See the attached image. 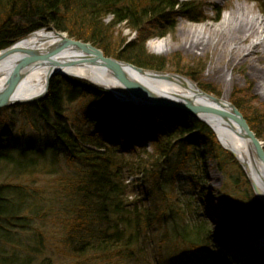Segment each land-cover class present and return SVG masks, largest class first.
I'll return each mask as SVG.
<instances>
[{
	"label": "trees",
	"instance_id": "obj_1",
	"mask_svg": "<svg viewBox=\"0 0 264 264\" xmlns=\"http://www.w3.org/2000/svg\"><path fill=\"white\" fill-rule=\"evenodd\" d=\"M252 1L264 14V0ZM204 8L175 0H0V50L52 28L107 57L164 72L165 60L146 51V29L158 26L156 36L164 37L177 13L200 23ZM119 29L137 40L127 42ZM189 71L183 74L195 81L198 71ZM234 96L230 102L261 140L264 109L249 116ZM123 108L106 90L56 76L42 100L0 109V264L197 263L210 251L208 224L194 197L180 191L184 176L200 186L208 159L226 177L222 194L237 217L251 212L264 224L245 175L205 124L187 113L172 111L180 122H171L162 112L127 107L143 118L150 153L112 122ZM138 174L148 183L149 206L128 198L127 178Z\"/></svg>",
	"mask_w": 264,
	"mask_h": 264
},
{
	"label": "rangeland",
	"instance_id": "obj_2",
	"mask_svg": "<svg viewBox=\"0 0 264 264\" xmlns=\"http://www.w3.org/2000/svg\"><path fill=\"white\" fill-rule=\"evenodd\" d=\"M175 1H178L179 3H204V16L206 19L203 22L194 23L189 21L185 15H179V13H177L174 17V22L172 24L174 26L172 27V30L168 31L164 37L156 36L158 32H160L158 26V28L154 27L146 29L147 31L144 36L149 38L145 45L147 53L165 60V73L177 74L190 79V77L183 73L190 72L189 68H196L198 72L196 71L197 76L196 74L194 75V82L199 88H203V86L207 87L210 91L219 94V98L221 97L227 101H230L235 95V98L244 103L245 112L249 116L253 114L252 112L263 110L264 53L261 51L256 52L255 50H253V52L252 50H249L245 53L248 42L243 41L242 39L246 32L240 21L236 19L238 15H244V13L248 15H261L262 18H264V14H262L259 4L252 0ZM108 21L109 19L106 20V22ZM197 26L204 27L202 31L200 30L198 33H191V28ZM115 33V36L120 34L122 38H126L127 42L136 41L138 38V34L132 33L128 29H122L121 31L119 29V34L117 31ZM193 38L203 40V46L199 50L190 46L191 41L194 40ZM160 39H165V52L157 55L151 50L150 45ZM217 42H219V47L215 46ZM234 47L236 49L231 51ZM177 69L181 72H177L179 71ZM91 85L105 90L94 84ZM121 112L122 110L112 112V122L131 131L135 137V143L145 145L149 149L148 152L151 153L152 150L149 147L148 135L143 118L141 116L133 118V114L127 112L128 119L126 118V120L123 119ZM168 118L171 122H180V118L173 113H169ZM261 127V141H263L264 144V124ZM235 162L245 175L248 183L251 185L250 179L243 170L241 164L236 159ZM205 166L206 173L204 172V177L200 186L196 187L194 182L187 185V183H189V178L188 176H184L182 178H184L185 184H182V189L180 191L182 198L187 196L194 197L196 204L198 205V214L208 224V248L210 251L206 254L199 255L197 258L199 261L195 264H217L213 262L214 258L227 259L229 260V263L227 264H251L248 260L243 262L245 258L242 257L241 253L232 251L231 249H224L221 243H217L218 230L212 225V222L208 217V207L215 209L223 208L228 214H231L230 223L227 227H224V229H228L231 225L239 224V226L243 228V232L237 230L239 232H237V234H240L241 239L243 236H247V240L249 237H253L251 232L252 234L262 233V231H264V224L260 223L256 218L251 217L250 213H247L244 219H238L234 214L233 209L228 204L226 197L222 194L226 177L217 170L216 164L213 160L208 159ZM137 176L132 175L128 177L127 180L130 182L129 187L131 192L134 191V196L141 197L140 199H145V204L149 206L151 202L145 197L147 190H149L146 178L144 179L143 177L141 184L142 188L137 190L136 187H133V185L140 184V182H137ZM41 183L45 184V182L41 180L38 185L42 186ZM201 187L205 190H202ZM195 188H198V190ZM134 196L130 197L133 198ZM34 222V226H37L40 220L35 219ZM245 230L248 231V234ZM254 238L255 237L251 240H254ZM47 239L49 240V238Z\"/></svg>",
	"mask_w": 264,
	"mask_h": 264
},
{
	"label": "bare ground",
	"instance_id": "obj_3",
	"mask_svg": "<svg viewBox=\"0 0 264 264\" xmlns=\"http://www.w3.org/2000/svg\"><path fill=\"white\" fill-rule=\"evenodd\" d=\"M236 19L240 21L246 32L242 39L248 42L245 53L249 50H252V52L255 50L256 52L261 51L264 53V18H262L261 15H248L244 13V15H238ZM203 27L204 26H197L191 28L190 32L198 33L200 30L202 31ZM193 39L190 46L199 50L203 46V40H198L197 38ZM57 41L58 38L55 37L52 32L39 31L23 39L21 42H18L14 46L13 53L10 56L4 58V53H0V88L4 84L10 66L22 56L23 52L29 48H49L55 45ZM164 44L165 39H160L151 44L150 48L155 54L160 55L165 52ZM215 46L219 47V42H217ZM235 49L234 47L231 51ZM91 61L92 59L89 55L70 51L44 61L39 66L31 69L29 73L23 77L12 99L13 101H26L40 97L46 91L48 77L52 72L56 71L70 77L88 81L112 92L119 103L124 107L121 112L123 119H128L127 112H129V110L127 106L130 101L135 103H147V99L127 89L126 86L118 81L110 72L95 66ZM120 68L131 80L139 83L159 98L176 97L189 99L193 102H200L195 92V89L199 87L194 81L188 78L165 80L129 66L123 65L120 66ZM153 110L155 112H162L166 115L174 111L159 108ZM203 120L211 127L210 129L214 131L212 132L215 133L214 135L219 144L225 150L234 154V157L248 175L250 182L254 185L259 200L264 204V169L257 164L255 157L249 151L245 141L241 139L234 125L221 117H214L211 115L204 116ZM259 141L264 147L263 141ZM231 208L234 214H236L234 208L232 206ZM208 213L212 225L218 230L217 243H221L224 249H231L232 251L241 253L242 257L250 261L251 264H264V231H262L263 235L253 236L255 237L254 240H251L253 237H249L247 240V236H243L241 239L240 234H237V232H243V228H241L239 224L231 225L228 229H224L231 220V214H228L225 209L208 207ZM245 232L247 233L248 231L245 230Z\"/></svg>",
	"mask_w": 264,
	"mask_h": 264
},
{
	"label": "water",
	"instance_id": "obj_4",
	"mask_svg": "<svg viewBox=\"0 0 264 264\" xmlns=\"http://www.w3.org/2000/svg\"><path fill=\"white\" fill-rule=\"evenodd\" d=\"M39 31H45V30H39ZM39 31H36V32H39ZM36 32H33L29 34L28 36ZM47 32H52L55 35V37L58 38V41L56 42L55 45H52L49 48H44V49L29 48L27 49L25 52H23L22 56L10 66V70H8L7 77L4 81V84L0 88V109L12 107L15 105H21V104L39 101L46 96L50 80L53 77L55 76L67 77L68 76L61 72H56V71L52 72L50 76L48 77L46 91L43 95H41L40 97L34 98V99L26 100V101H13L12 96L14 95L15 91L19 87L21 80L27 73H29L31 69L39 66L44 61L55 58L67 51L83 53L91 57L92 64L107 70L118 81L123 83L127 89L135 92L136 94L143 97L144 99H147L148 104L147 103L146 104L137 103V102L135 103L133 101L132 102L130 101L128 106L132 108H136L139 110L159 108V109H170V110L180 111L183 113L190 114L191 116L195 117L200 122L205 124L207 127H209V125L205 123V121L203 120V117L208 116V115H211L214 117H221L227 120L228 122H231L236 128V131H238V134L240 135L241 139H243V141H245V143L247 144L249 151L255 157L257 164L261 166V168L264 169V147L261 145V142L259 141V139H257L253 131L250 129L243 114L230 101H227V100L222 99L221 97L219 98L217 96L209 94L200 88L195 89L196 95L200 102H197V101L193 102V101H190L189 99H182V98H176V97H171V98H161L160 97L159 98L153 92L147 90L146 88L141 86L139 83H136L135 81L131 80V78H129L123 72L120 66H123V65L129 66L136 70L150 73L154 76L163 78L165 80L166 79L167 80L177 79V78L187 79V78L184 76L177 75V74H172V73H167V72L166 73L157 72V71H151V70L138 68L130 63L119 61L112 57H107L103 54L101 50L92 46L91 44L69 38L66 34L62 32H57L53 30L52 28H49ZM28 36H26L23 39H26ZM23 39L1 50L0 53L2 52L4 53L3 55L4 58L7 56H10L13 53L14 46L18 42H21ZM81 63H84V62H81ZM111 94L113 95L114 98H116V96L112 92ZM232 155L234 156V154ZM251 185H252L253 190L257 194L254 185L252 183Z\"/></svg>",
	"mask_w": 264,
	"mask_h": 264
},
{
	"label": "flooded vegetation",
	"instance_id": "obj_5",
	"mask_svg": "<svg viewBox=\"0 0 264 264\" xmlns=\"http://www.w3.org/2000/svg\"><path fill=\"white\" fill-rule=\"evenodd\" d=\"M1 22H2V21L0 20V24H1Z\"/></svg>",
	"mask_w": 264,
	"mask_h": 264
}]
</instances>
